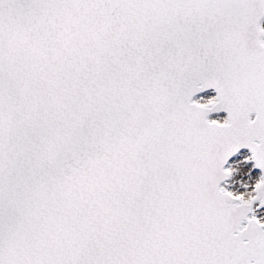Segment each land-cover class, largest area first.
<instances>
[{"label": "snow or ice", "instance_id": "obj_1", "mask_svg": "<svg viewBox=\"0 0 264 264\" xmlns=\"http://www.w3.org/2000/svg\"><path fill=\"white\" fill-rule=\"evenodd\" d=\"M262 21L0 0V264H264Z\"/></svg>", "mask_w": 264, "mask_h": 264}, {"label": "bare ground", "instance_id": "obj_2", "mask_svg": "<svg viewBox=\"0 0 264 264\" xmlns=\"http://www.w3.org/2000/svg\"><path fill=\"white\" fill-rule=\"evenodd\" d=\"M242 155H246L244 153H240L239 155L236 156V159H238L239 157H241ZM234 187H237V185H233ZM256 212L257 215L260 217H264V211L262 209H260L259 207H256Z\"/></svg>", "mask_w": 264, "mask_h": 264}, {"label": "water", "instance_id": "obj_3", "mask_svg": "<svg viewBox=\"0 0 264 264\" xmlns=\"http://www.w3.org/2000/svg\"><path fill=\"white\" fill-rule=\"evenodd\" d=\"M263 23H264V21H263ZM207 91H213L214 92V90H212V89H208V90H206L205 92H207ZM204 93V92H203ZM215 94V93H214ZM199 95V94H198ZM220 113H225L226 115H227V113L226 112H224V111H221V112H219V113H213V114H220ZM212 114V115H213ZM244 150H248L249 152H250V149H248V148H241L240 150H239V152H241V151H244ZM238 152V153H239ZM233 160H236V157L233 159ZM260 170V169H259ZM261 171V170H260ZM261 207H264V206H261ZM255 211H256V207H255ZM256 214H257V212H256Z\"/></svg>", "mask_w": 264, "mask_h": 264}, {"label": "rangeland", "instance_id": "obj_4", "mask_svg": "<svg viewBox=\"0 0 264 264\" xmlns=\"http://www.w3.org/2000/svg\"><path fill=\"white\" fill-rule=\"evenodd\" d=\"M243 156H247V155H242V156L239 157L238 159L242 158ZM252 173H253V175H256V176L259 175V173H258L257 171H255L254 169H252ZM240 178H241L240 175H238V176L236 177V179H240ZM238 186H239V185L237 184V187H238Z\"/></svg>", "mask_w": 264, "mask_h": 264}, {"label": "clouds", "instance_id": "obj_5", "mask_svg": "<svg viewBox=\"0 0 264 264\" xmlns=\"http://www.w3.org/2000/svg\"><path fill=\"white\" fill-rule=\"evenodd\" d=\"M250 195V194H249Z\"/></svg>", "mask_w": 264, "mask_h": 264}]
</instances>
